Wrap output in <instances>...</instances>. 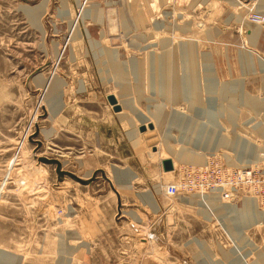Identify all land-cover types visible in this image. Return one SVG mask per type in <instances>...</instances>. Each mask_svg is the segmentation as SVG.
<instances>
[{
	"label": "rangeland",
	"instance_id": "374dc122",
	"mask_svg": "<svg viewBox=\"0 0 264 264\" xmlns=\"http://www.w3.org/2000/svg\"><path fill=\"white\" fill-rule=\"evenodd\" d=\"M44 1V14L32 16ZM194 42L199 59L189 66L183 47ZM162 79L168 85H155ZM112 95L135 102L142 118L115 111ZM176 111L207 127L217 117L229 139L234 115L257 158L240 163L224 147L200 152L222 165H234L232 158L253 167L238 185L245 187L241 201L229 205L240 209L253 197L264 213V0H0V262L5 253L14 264H79L92 235L131 231L138 244L152 246L158 264H264V221L237 239L234 213L220 216L200 202L212 170L201 173V193L181 186L205 166L171 154L165 133L179 139L168 141L179 154L183 138L193 149L208 138L185 135L172 124ZM44 159L58 161L64 174ZM171 184L179 196L167 195ZM149 192L158 212L144 197Z\"/></svg>",
	"mask_w": 264,
	"mask_h": 264
},
{
	"label": "bare ground",
	"instance_id": "6f19581e",
	"mask_svg": "<svg viewBox=\"0 0 264 264\" xmlns=\"http://www.w3.org/2000/svg\"><path fill=\"white\" fill-rule=\"evenodd\" d=\"M46 6L47 3L46 1L42 2L41 5H39L38 7L29 10L30 14L32 16H37L39 14V12H41V15L44 14L45 10H46ZM100 19L103 20V16L100 15ZM38 24H39V19L37 20ZM262 21V20H261ZM42 28V25H39ZM111 50V49H110ZM107 50V54L110 56V58L114 57V52ZM113 52V53H112ZM102 53V52H101ZM183 55L185 57V59L188 61V65L190 66L191 62L192 64L194 59H199L198 55L199 52L197 50L196 47V43H190V44H186L183 47ZM211 61L210 57H206L204 58V63H205V70H206V75L209 76L207 78L208 83L210 85H212V87H215L214 84V76L215 73L213 72V69L211 68V63H209V61ZM162 60L159 58H155L153 57V59H151V62L153 64V66L155 64L160 63ZM112 62V61H111ZM110 62V63H111ZM113 63V62H112ZM162 63H160L161 65ZM164 64V63H163ZM164 66L161 65L160 68L162 69ZM190 68V67H189ZM165 69V68H164ZM189 70V69H188ZM194 70V67L193 69ZM165 71V70H164ZM192 71H190V75H189V83L191 85V87L196 88V80H194L192 77L193 75L191 74ZM159 77V76H158ZM160 78V77H159ZM192 79V81H191ZM168 85L167 83L163 82L162 80H157L155 85L157 86H162V85ZM181 83H178V85H180ZM183 85V84H182ZM156 86V87H157ZM191 96H193V98H195L196 101H199V97H197V94H199V92H197L196 90H192L191 91ZM113 96V95H112ZM115 97V96H114ZM117 100V104L119 106H121L120 104H123L124 106L121 107V110L119 113H123V110H130L135 116L142 118L141 113L139 112V108L137 107V105L135 104V102L128 100V102H123V101H119L118 97H115ZM112 105V104H111ZM114 106V105H113ZM115 107V106H114ZM160 109V111L165 110V107H163V105H158V110ZM162 115H165L164 112H160ZM160 113L154 115V118L158 121V122H163L164 121V117L161 116L160 117ZM178 113V114H177ZM179 111L175 112L173 115V119H172V124H176L182 131L186 133H190V134H201L203 133L205 135V137L207 136L208 140L206 142L201 143L195 146L198 147V149H193V148H188V144H190L189 142L186 141L185 138H183L184 140V148L182 153H176L175 149H173L170 145V143L168 141L170 140H175L178 141L179 139L174 136L173 134L170 133V131H168L167 133H165L164 135V140L166 141V147L167 150L173 154V155H179V160L181 162H185V163H191L194 165H198V166H205L203 168H199L196 167L198 169H196L195 171H192L193 174V186L195 187H191L192 189H198L199 192L201 193V173H206L210 170H212L215 174L216 177H214L213 181H211L210 183H208V188L202 197L200 202L203 203V205H206L208 203V201L210 202V207L212 209V212H219L218 215H223L229 212H233L236 220H235V225H236V232L235 233V237L238 239L243 238V235L245 234L243 231L246 229V227H249L250 225H255L259 222L264 221V213L261 211H259L258 209V204L255 198H245L244 199V205L242 208H236L235 206H230L229 204L235 203L238 204L241 201V191L243 188H245L244 186H235V184H238V179L236 177L232 176L233 170L237 169V167L242 168V169H249L247 170L248 172H252L253 174V167L247 168V167H242V165L238 164L234 159L229 158V164H234L232 166L229 165H222L217 159H213L212 160H208L206 155L203 154L202 152H200L201 150H213L216 151L218 150L220 147H224L227 148L229 151L234 152L235 153V158L240 160V163H243V159L247 158V157H253V158H257V155L255 154L257 151L255 149V147L251 144V142L249 141H245V139H243L241 137V135H239L236 131H237V127H238V123L236 118H234V115L231 114V118L230 121L233 125V138L229 139L225 136V134L222 132L223 128L219 127V120L217 119V117L213 118V122H211L210 124V128L207 127V125L203 124L204 122H200V121H196L195 119L189 118V119H183L180 118L179 116ZM222 114V111H221ZM133 120V119H132ZM132 120H130L131 124H135ZM150 120V118L147 117V121ZM143 121H146V119H143ZM151 123V122H150ZM150 123H146L145 125L148 127V125H150ZM152 124V123H151ZM145 125L141 126V127H146ZM213 125H216V127L218 126V128L213 127ZM260 124L257 125V127H259ZM134 126V125H133ZM146 127V129H147ZM150 128V127H149ZM145 132L146 134H151V136L153 135V129L151 130V128ZM202 128V129H201ZM210 130H209V129ZM261 128V126H260ZM259 128V130H260ZM262 132L264 133V125H262ZM202 130H204L202 132ZM209 131V133H208ZM212 131V132H211ZM214 132V133H213ZM193 137V136H190ZM194 138V137H193ZM191 139V138H188ZM208 142L210 144H213L212 146L210 144H208ZM216 145V146H215ZM211 146V147H210ZM213 154V153H212ZM166 160H171V159H166ZM165 161V160H164ZM207 161V162H206ZM172 165H173V169L170 171H166L165 172H171L174 170V163L173 160H171ZM211 163V164H210ZM195 167V166H193ZM205 171H201L204 170ZM246 171V170H245ZM244 171V172H245ZM196 174H199V182H196L195 180V176ZM133 177V176H132ZM171 185H175L177 187V190L175 192V194H168V187L170 185L167 186L166 189V193L167 195H169L170 197H176L179 196V185L176 184H171ZM224 191L227 194V199L223 198V193ZM198 193V192H197ZM148 194V193H147ZM198 196H201V194H197ZM147 203L150 205V207L153 209V211L158 212L160 210V205L157 201V199L155 198L154 194L152 192H149L148 195L144 196ZM187 197V196H186ZM202 198H205L204 200H202ZM193 203H198L199 199L195 198L194 200H191ZM212 201V203H211ZM227 203V204H226ZM208 218L211 219V212L207 213ZM139 217V216H138ZM138 217H134L136 220L138 219ZM140 219V218H139ZM225 218H222V221L224 222ZM245 238V237H244ZM252 246H255L253 243H251ZM208 250H210V247H208ZM1 258L6 259L0 262V263H6V262H17V259L2 253L1 254ZM14 264V263H13Z\"/></svg>",
	"mask_w": 264,
	"mask_h": 264
},
{
	"label": "crops",
	"instance_id": "0c3cea01",
	"mask_svg": "<svg viewBox=\"0 0 264 264\" xmlns=\"http://www.w3.org/2000/svg\"><path fill=\"white\" fill-rule=\"evenodd\" d=\"M92 237L84 261L79 264H158L153 258L155 252L152 246L138 244L134 232L102 231ZM64 262L72 264V259L68 258Z\"/></svg>",
	"mask_w": 264,
	"mask_h": 264
},
{
	"label": "built area",
	"instance_id": "2783aa9c",
	"mask_svg": "<svg viewBox=\"0 0 264 264\" xmlns=\"http://www.w3.org/2000/svg\"><path fill=\"white\" fill-rule=\"evenodd\" d=\"M247 170H249V169L239 168V169H234L233 170L232 176L233 177H236L239 180L238 181V184H235L236 187L238 185H240V182L246 183V182H248V180H250L252 178V172H248ZM192 178H193V175H191V174L188 175L184 180H182L183 183H182L181 186H183V187H186V186H188V187H195V186H193L194 182H193V179ZM176 190H177V187L175 185H170L168 187V189H167L168 194H175ZM223 198L224 199H227V194H226L225 191L223 193ZM211 203H212V201H211Z\"/></svg>",
	"mask_w": 264,
	"mask_h": 264
},
{
	"label": "water",
	"instance_id": "95a60500",
	"mask_svg": "<svg viewBox=\"0 0 264 264\" xmlns=\"http://www.w3.org/2000/svg\"><path fill=\"white\" fill-rule=\"evenodd\" d=\"M109 101H110V103H111L112 105L115 106V107H114L115 111L119 112V111L121 110V106H119V105L117 104V100H116V98H115L114 96H110V97H109ZM149 127H150L151 129L154 128L153 124H150ZM145 130H146V127H141V131H145ZM44 161H46L47 163H51V164H54V163L57 164V165H58V172H59V174H60V175H63V174H64L63 171H61V164H60L58 161H56V160H49V159H44ZM163 166H164V169H165L166 171H170V170L173 169V165H172L171 160H165V161H163ZM66 174H68V175H70L71 177L75 178V176H73L72 174H69V173H66Z\"/></svg>",
	"mask_w": 264,
	"mask_h": 264
}]
</instances>
